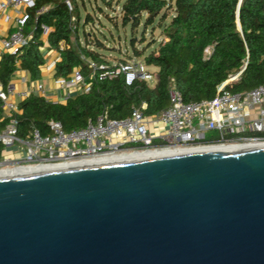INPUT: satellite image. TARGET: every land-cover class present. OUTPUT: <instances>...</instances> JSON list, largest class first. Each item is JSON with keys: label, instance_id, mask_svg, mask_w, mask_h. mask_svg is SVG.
Masks as SVG:
<instances>
[{"label": "water", "instance_id": "water-1", "mask_svg": "<svg viewBox=\"0 0 264 264\" xmlns=\"http://www.w3.org/2000/svg\"><path fill=\"white\" fill-rule=\"evenodd\" d=\"M0 264H264V146L0 177Z\"/></svg>", "mask_w": 264, "mask_h": 264}, {"label": "trees", "instance_id": "trees-1", "mask_svg": "<svg viewBox=\"0 0 264 264\" xmlns=\"http://www.w3.org/2000/svg\"><path fill=\"white\" fill-rule=\"evenodd\" d=\"M71 1L73 11L69 10L66 0L36 1L26 28L31 41L21 54L2 56L0 83L7 87L18 70L29 72L33 80L40 79L47 56L57 51L61 57L55 64L56 77L69 78L80 69L92 89L89 93H72L70 98L57 103L37 93L20 101L21 113L17 118L18 135L22 139L34 129L43 136L48 135V123L52 120L61 122L71 132L87 127L90 121L95 122L104 114L111 119H125L143 103L148 106L147 115L156 114L168 107L172 82L186 103L215 98L218 87L239 73V78L226 86L227 90L245 92L264 83V0H242L239 16L240 0H125L119 15L123 26L131 25L135 36L144 24V42L152 27L153 36L147 47L138 49L135 38L131 44L134 56L157 69V83L153 88L140 80L128 84L125 74L100 80L104 70L92 68L87 60L112 71L116 65L99 51L106 45L97 36L84 32L85 41H81L79 0ZM102 1L115 10V0ZM99 11L105 14L102 8ZM105 15L118 25L119 16ZM94 22L91 14H87L84 31ZM46 28L52 31L45 42ZM156 29L161 30L159 42L154 37ZM154 45H157L155 49L147 54ZM120 63H127V59H121ZM7 123L0 104V130ZM4 152L5 148L0 145V159Z\"/></svg>", "mask_w": 264, "mask_h": 264}, {"label": "built area", "instance_id": "built-area-1", "mask_svg": "<svg viewBox=\"0 0 264 264\" xmlns=\"http://www.w3.org/2000/svg\"><path fill=\"white\" fill-rule=\"evenodd\" d=\"M37 0H0V11H13L5 20L13 26L4 39L0 40L7 53L21 54L28 46L31 36L26 34L30 21V10ZM240 0L237 10H239ZM70 11L74 10L71 0H66ZM52 28H46L47 38ZM209 52V50H208ZM61 57V55H60ZM60 60L57 59L55 64ZM94 69L104 70L100 80L113 78L119 74L127 76L128 84L136 80L147 82L150 87L157 83V76L146 69L144 62L116 64L115 71L105 65L87 60ZM241 73L230 77L218 87L215 98L201 102L186 103L183 95L172 82L169 87V105L164 110L147 115V104L135 108L125 119H111L107 114L100 115L95 122H89L83 129L68 132L61 122L48 123L50 133L43 136L34 129L24 139L18 135L21 113L19 104L11 97L18 94L14 83L7 87L0 83V104L6 127L0 130V145L5 150L19 152L18 159L11 155L0 159V170L35 166H71L88 162L106 155L129 152L197 150L217 146H245L264 144V83L245 92H232L226 86L237 80ZM59 89L68 91L63 99L72 93H89L92 84L87 81L80 69H76L69 78H60ZM45 97L41 85L37 90ZM20 94V93H19ZM24 98L29 93L21 94ZM15 151V152H16ZM15 156V155H14Z\"/></svg>", "mask_w": 264, "mask_h": 264}, {"label": "rangeland", "instance_id": "rangeland-1", "mask_svg": "<svg viewBox=\"0 0 264 264\" xmlns=\"http://www.w3.org/2000/svg\"><path fill=\"white\" fill-rule=\"evenodd\" d=\"M117 1H121L120 5H117ZM125 0H115L113 3V7L115 10L109 9L102 0H82L78 1L80 10H81V21L79 25V33L81 41H85L84 32L88 33V35L97 36L101 41H103L106 45L105 49H100L99 51L113 64L116 65L120 63L121 59H127L128 63H139L143 62V58H137L134 56L133 46L131 41L133 38L136 39V45L138 49H143L147 47L148 43L152 40V27H150L146 34V42L143 41L145 26L142 24L139 28L135 36L132 32V26L128 25L126 27L123 26L122 20L120 18V11L122 4ZM48 8V7H47ZM46 8V9H47ZM99 8L104 10V13L110 15L111 17L119 16L118 25H116L113 21H111L105 14H102L99 11ZM87 14H91L94 18V23L86 26L84 31V20ZM74 21H77V17H74ZM154 37L158 39V42L162 40L161 30L156 29ZM45 39V38H44ZM157 45L147 50V54H149L153 49H155ZM133 57L132 59H128V57ZM146 69L153 73L156 76L157 69L155 67H146ZM154 86V84H152ZM16 151V150H15ZM14 149H7L4 152V156L11 155L13 159H18L17 155L19 152H15ZM15 155V156H14Z\"/></svg>", "mask_w": 264, "mask_h": 264}, {"label": "crops", "instance_id": "crops-1", "mask_svg": "<svg viewBox=\"0 0 264 264\" xmlns=\"http://www.w3.org/2000/svg\"><path fill=\"white\" fill-rule=\"evenodd\" d=\"M7 14L13 15V11H7V12L0 11V40L7 37L13 26V23L6 22L5 16ZM47 38H45V42L47 41ZM46 47L47 48L49 47L48 44H46ZM5 53L7 52L3 50L0 43V60ZM59 58H60V53L57 51H54L49 56H47L46 59L47 63L41 68L42 76L38 80H33L29 72L24 70H18L14 74V77L11 81L12 83L15 84L18 94L13 95V97H11V100L19 104L20 101L25 99L23 96H21L22 93L27 92L30 95L33 93H37V90L42 85L45 90V97H44L45 99L53 103L63 101L64 100L63 95L64 96L68 95V91H63L58 87L57 81L61 77L59 78L56 77L55 75L56 69L54 63ZM37 94L39 95V93Z\"/></svg>", "mask_w": 264, "mask_h": 264}, {"label": "bare ground", "instance_id": "bare-ground-1", "mask_svg": "<svg viewBox=\"0 0 264 264\" xmlns=\"http://www.w3.org/2000/svg\"><path fill=\"white\" fill-rule=\"evenodd\" d=\"M259 146H264V144L248 145V146L245 145L240 147L217 146V147L203 148L197 150H176V151L165 150V151L129 152V153H121V154H112L71 166H35V167H24V168H16V169H3L0 170V177L10 176L14 174H37L42 172L59 171V170L79 168L85 166L103 165V164L126 162V161H140V160L172 157V156L186 155V154L233 151L244 147H259Z\"/></svg>", "mask_w": 264, "mask_h": 264}]
</instances>
